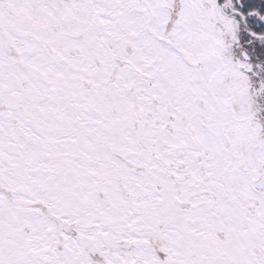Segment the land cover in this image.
<instances>
[{
  "label": "snow or ice",
  "instance_id": "snow-or-ice-1",
  "mask_svg": "<svg viewBox=\"0 0 264 264\" xmlns=\"http://www.w3.org/2000/svg\"><path fill=\"white\" fill-rule=\"evenodd\" d=\"M0 264H264V0H0Z\"/></svg>",
  "mask_w": 264,
  "mask_h": 264
}]
</instances>
